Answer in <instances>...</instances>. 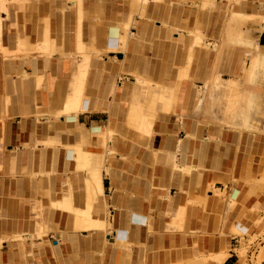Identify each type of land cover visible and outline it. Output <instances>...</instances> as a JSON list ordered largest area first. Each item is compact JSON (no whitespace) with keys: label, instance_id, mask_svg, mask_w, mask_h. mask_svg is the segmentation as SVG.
Segmentation results:
<instances>
[{"label":"crops","instance_id":"0c3cea01","mask_svg":"<svg viewBox=\"0 0 264 264\" xmlns=\"http://www.w3.org/2000/svg\"><path fill=\"white\" fill-rule=\"evenodd\" d=\"M263 64L264 0H0V264H264Z\"/></svg>","mask_w":264,"mask_h":264},{"label":"rangeland","instance_id":"374dc122","mask_svg":"<svg viewBox=\"0 0 264 264\" xmlns=\"http://www.w3.org/2000/svg\"><path fill=\"white\" fill-rule=\"evenodd\" d=\"M243 76H244V73L243 75L236 78L237 81L241 82ZM210 99H211L212 109L216 110V116L221 115V121L224 125L231 127V128H240V127L235 126L234 124L235 120L232 119L231 113L229 111V104L233 103V101L238 99V97L232 94H229V93L224 94V93H220L217 91L212 94V98ZM245 127L247 126L245 125ZM240 129H245V128H240ZM247 129H249L250 131L257 130L255 128H250V127H247Z\"/></svg>","mask_w":264,"mask_h":264},{"label":"bare ground","instance_id":"6f19581e","mask_svg":"<svg viewBox=\"0 0 264 264\" xmlns=\"http://www.w3.org/2000/svg\"><path fill=\"white\" fill-rule=\"evenodd\" d=\"M251 56H252V55H251ZM261 63H262V62H261ZM263 65H264V64H263ZM262 89H263V88H262ZM260 92H261V91H260ZM260 94H261V93H260ZM260 94H259V95H260ZM260 96H261V95H260ZM76 103H77V102H76ZM77 104H78V103H77ZM71 105H72V104H71ZM71 105H70V106H71ZM75 105H76V104H75ZM72 106H74V104H73ZM72 106H71V107H72ZM68 108H70V107H68ZM80 108H82V105H81V104H80ZM70 109H71V108H70ZM76 109H77V107H76ZM63 111H65V110H63ZM98 171H99V170H98ZM98 179H99V178H98ZM98 222H99V221H98Z\"/></svg>","mask_w":264,"mask_h":264}]
</instances>
